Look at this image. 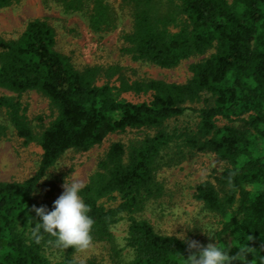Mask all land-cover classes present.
<instances>
[{"label":"trees","instance_id":"obj_1","mask_svg":"<svg viewBox=\"0 0 264 264\" xmlns=\"http://www.w3.org/2000/svg\"><path fill=\"white\" fill-rule=\"evenodd\" d=\"M16 0H0V10ZM64 14L79 15L97 35L117 29L128 11L130 31L122 52L135 61L163 69L205 56L189 65L183 83L136 78L117 63L77 67L57 49V33L45 18L29 21L16 39L0 36V113L25 143L37 142V172L24 181L0 182V264H79L68 247L61 260L50 251L55 237L41 230L33 206L53 202L38 197L41 181L69 150L88 151L108 135L128 129L146 135L113 142L80 193L93 218L92 242L109 245L116 264H186L198 249L187 240L163 234L142 217L165 195L158 178L200 153L225 163L222 172L195 189L204 208L221 216L215 243L236 256L251 247L248 264L264 256V0H45ZM43 95L55 119L37 135L20 96ZM204 94L194 126L172 125ZM8 127L0 122V141ZM153 131L152 133H150ZM106 201L117 202L107 206ZM127 221L130 262L119 261L121 248L113 227ZM205 246V245H201ZM243 257H240L242 259ZM84 264H101L90 259ZM232 264H243L235 260Z\"/></svg>","mask_w":264,"mask_h":264},{"label":"rangeland","instance_id":"obj_2","mask_svg":"<svg viewBox=\"0 0 264 264\" xmlns=\"http://www.w3.org/2000/svg\"><path fill=\"white\" fill-rule=\"evenodd\" d=\"M119 13L121 17L117 29L99 36L79 15L64 14L59 8L48 6L45 0H16L12 5L0 10V36L16 39L24 32L30 20L45 18L57 33V49L70 57L77 67L117 63L136 78L163 79L178 83L185 82L191 76L189 71L191 63L208 56L192 57L172 69L135 61L130 55L122 52L121 39L123 32L131 30L132 19L128 11H119ZM0 95L18 97V94L6 89H0ZM208 97L209 94H204L200 102L189 104L191 109L171 124L181 128L194 126L198 120L196 109L203 107L204 100ZM20 100L27 108V116L35 133L40 135L55 119L49 101L37 91L22 94ZM0 122L8 127L7 134L0 141V182L24 181L37 172L41 160V148L35 141L25 143L2 113H0ZM144 135H146L144 130L128 129L125 132L108 135L100 145L88 151H67L41 181L38 197L55 201L62 194V185L68 176L69 180L73 177L80 180L84 186L90 175L97 170L98 162L105 156L113 142L120 140L128 142ZM224 167L225 163L216 155L200 153L180 165L160 169L158 178L165 186V195L151 202L141 216L150 220L160 233L176 237L178 234H183L186 238L184 240L197 241L200 246L215 243L216 232L221 226V216L206 210L194 194L200 182L207 179L215 182L214 176L219 175ZM105 204L110 206L116 205L117 202L106 201ZM205 229L212 232L213 238L207 235ZM113 232L118 247L123 249L118 260L130 262L132 254L126 248L125 241L127 221L122 220L117 223L113 227ZM66 253L67 249L54 247L50 251V257L54 261L61 260ZM72 257L78 261L94 259L101 264H116L111 259L109 245L104 242H91L89 249L74 250Z\"/></svg>","mask_w":264,"mask_h":264},{"label":"clouds","instance_id":"obj_3","mask_svg":"<svg viewBox=\"0 0 264 264\" xmlns=\"http://www.w3.org/2000/svg\"><path fill=\"white\" fill-rule=\"evenodd\" d=\"M68 177L62 185V194L53 202L51 210L46 206H33L32 211L39 217V223L32 229L31 236L38 243L42 230L55 237L57 247L63 249L72 247L75 251H85L89 249L92 242L91 231L94 221L88 214L89 208L80 195L83 188L82 182L74 177L69 180ZM204 231L210 238H213L210 230L205 229ZM178 237L186 239L183 234H178ZM187 243L190 249H198V251L186 258V264H232L235 260L248 264L247 255L249 253L257 255L256 250L251 247L240 250L236 256H230L229 252L217 242L208 243L207 246H200L194 240L187 241ZM240 257L243 258L240 259ZM259 261L260 264H264V256H260ZM79 264H84V261H79Z\"/></svg>","mask_w":264,"mask_h":264}]
</instances>
